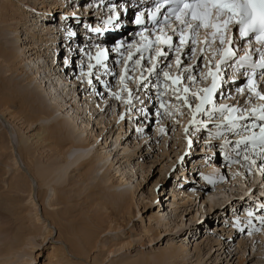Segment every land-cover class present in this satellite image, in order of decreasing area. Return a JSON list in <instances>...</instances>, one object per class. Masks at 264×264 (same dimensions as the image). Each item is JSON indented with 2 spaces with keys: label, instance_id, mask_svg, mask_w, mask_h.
<instances>
[{
  "label": "rangeland",
  "instance_id": "obj_1",
  "mask_svg": "<svg viewBox=\"0 0 264 264\" xmlns=\"http://www.w3.org/2000/svg\"><path fill=\"white\" fill-rule=\"evenodd\" d=\"M2 1L12 4L17 12L3 16L0 10L3 16H0V47L16 50L25 48L27 41L44 42L38 32L28 40L26 29L32 23L35 25L36 19L44 25L50 24L58 33L52 32V38L57 36L56 43L47 46L53 49H45L50 56L39 60L41 67L47 65L46 74L43 69L39 74L31 72L25 66L27 61L7 68L0 59L4 78L11 84L29 86V90L34 89L42 96L35 103L37 114H41L37 121L7 116L0 127V146L6 147L0 150V264H264V228L261 227L264 221L260 226L253 224L254 200L250 199L264 191V151L259 144L256 148L249 146L247 140L258 131L224 133L210 142L209 132L215 125L210 122L195 129V134L194 129L189 130L190 137H186L183 119L188 116L187 110L185 106L182 110V101L176 99L173 91L159 88L167 81L163 69L158 70L159 78L145 75L144 70L151 62L146 63V57L140 65H147L142 71L147 80L141 82L142 72L133 73L129 66L122 82L126 60L120 69L112 66L116 65L114 60L105 63L103 59V65L96 64L99 49L89 48L86 56L80 55L84 52L81 50L76 53L68 47L60 49L58 39L73 30L68 23L95 20L91 13L83 12L82 5L90 3L88 0L79 1L77 16L64 19L63 26L58 25L59 14L69 13V7L78 2L57 0L50 8L52 0L37 6L43 0H0V4ZM21 9L28 16H21L18 13ZM128 24L131 26V21ZM189 53V57L181 58L177 70L194 71L199 65L201 70L194 74L200 77L207 64L205 54L197 52V48ZM196 56V61L189 65ZM171 62L176 68L175 62ZM89 64L95 65L91 76L85 75ZM169 68L170 73L174 72ZM58 73L64 76L67 85L65 92L59 93H65L61 94L63 97L70 95L66 96L63 108H55L54 115L47 117L42 112L48 110L41 106L49 109L54 106L46 96L50 82L42 79L50 74L59 87ZM189 87L190 97L197 86ZM127 98H132L130 103ZM61 123H65L70 133L60 130L61 144L53 148L44 141V136L50 127ZM74 145L89 146L73 148ZM222 145L231 150L230 163H223L217 152ZM21 149L33 158L32 166L23 156L27 152ZM104 157L108 159L101 163ZM71 158L75 161L72 160L70 169H56L57 164ZM105 175L109 178L106 183L102 180ZM30 186L34 188L31 194L27 190ZM54 188L65 190V203L56 202ZM192 190L199 191L191 198ZM126 192L130 196V211L106 217L110 211L100 209L99 203L109 200L112 208L118 205L119 194ZM91 195H99L103 200H90ZM46 204H52L57 211H67L64 213L70 219L67 222L77 226L80 237L90 229L88 223H91L99 231L98 237L91 240L96 247L85 255H72L68 244L58 240V227L51 226L45 218ZM94 215L99 217V225H93Z\"/></svg>",
  "mask_w": 264,
  "mask_h": 264
},
{
  "label": "bare ground",
  "instance_id": "obj_2",
  "mask_svg": "<svg viewBox=\"0 0 264 264\" xmlns=\"http://www.w3.org/2000/svg\"><path fill=\"white\" fill-rule=\"evenodd\" d=\"M57 0H52V3H51V6H49L50 8L52 7V5L53 4H55V2H56ZM62 1V0H61ZM95 1H97V0H95ZM40 3L42 4V5H45V0H43V1H41V2H39V3H37L36 4V6L37 5H40ZM89 4V3H88ZM88 4H86V5H88ZM1 6H0V10H2L1 12V14L4 16V14L6 13V14H8V15H10V14H12L13 12H17V9H15L14 7H13V5L12 4H5L3 1H2V3L0 4ZM85 6V5H84ZM83 8V7H82ZM82 10V9H81ZM84 11L83 12H85V8L83 9ZM18 13L21 15V16H24V17H26V16H28V12L27 11H24V10H19L18 11ZM135 13V12H134ZM134 13H133V16H134ZM89 15H90V13H88ZM93 17H94V19H96V14H91ZM1 16V15H0ZM3 16H1V17H3ZM11 16V15H10ZM81 16V15H80ZM13 17V16H12ZM17 17V16H16ZM23 17V18H24ZM104 17H107L106 15L104 16ZM83 18V17H82ZM88 18H92L91 16L90 17H88ZM79 19H81V18H79ZM12 20V19H11ZM48 20V19H47ZM9 22V21H8ZM40 20H37L36 19V23H35V25H33L34 23H32V25H30L31 27H28L27 29H26V31H27V37H28V40H32L36 35L34 34L35 32H38L39 34L38 35H40V40L41 41H44V42H40V41H38V42H34L35 44H30L29 42L30 41H27L26 42V44H27V46L24 48L23 46V49H22V47H19V48H17L16 50H14L13 48L12 49H4L3 47H0V59H2V62L1 63H6V65H7V68H12L13 66H18V64L19 65H21V63H23V62H26V67H29V70H31V72H33L34 74L35 73H37V74H39L40 73V71H41V69H43V73L44 74H46L48 71L47 70H49L48 69V67H47V65L46 66H40V61H42V59H43V57L44 56H46V57H48V56H50V53H49V50L46 52V48H52L53 49V47H47L49 44H50V42L51 43H56V40H57V36H56V38L54 39V38H52V32L53 33H58V31L57 30H55V28L54 27H52L50 24H45L44 25V23H42V22H40ZM84 23H85V20H82L81 22H79V21H73L72 22V24L71 25H73V26H75V25H79V29L81 30V32H78V34L79 35H81L82 36V34L83 33H86V34H88L87 32H88V28H87V25H84ZM90 22H88V24H89ZM128 23V22H127ZM37 24V25H36ZM63 24H66V22L65 21H63ZM130 24V23H129ZM129 24H128V26H129ZM61 26H63L62 25V22H61ZM40 27V28H39ZM129 27H134V25H133V22L131 21V26H129ZM62 30V29H61ZM51 31V32H50ZM41 32H43V33H41ZM63 33H65V30L63 31ZM76 32H74V29L69 33L70 35L71 34H75ZM66 34V33H65ZM30 35H31V37H30ZM65 36V35H64ZM64 36L63 37H60L59 39H58V47L61 49H65V48H69V50L71 49L72 50V52H78L79 50H80V42H81V37L79 38V40H77V38H71V39H65L64 38ZM38 37V36H37ZM27 40V39H26ZM34 41V40H33ZM24 42V41H23ZM93 43V42H92ZM91 43V44H92ZM64 44L66 45V46H64ZM88 44V43H87ZM53 45V44H52ZM86 46V45H85ZM126 46H128V45H126ZM5 47V46H4ZM219 46H217V45H213V46H211V45H207L205 48H204V50H203V53L205 54V58L207 59V63H208V61H213L214 59L212 58V53L213 52H215L216 50H217V48H218ZM67 48V49H68ZM86 48V47H85ZM201 48H202V46H198L197 47V52L198 51H200L201 52ZM66 49V50H67ZM76 49V50H75ZM32 51V52H31ZM34 51V52H33ZM81 51H83V50H81ZM31 52V53H30ZM52 52V51H51ZM70 52V51H69ZM73 54V53H72ZM33 55H35V58H31V56H33ZM184 57H186V55H183L182 56V59L184 58ZM188 57H189V55H188ZM165 58V57H164ZM196 58H197V56L195 57V58H193L190 62H189V65L190 64H192L193 62H195L196 61ZM40 60V61H39ZM165 61V59L164 60H160V62H159V64H161L162 62H164ZM177 60H174V62H175V64H176V68H175V65H174V63L173 62H171L170 63V65L172 66V70L175 72V71H177V62H176ZM185 59H184V63H185ZM200 61V60H199ZM44 63V62H43ZM151 63H152V61L150 62V67H151ZM182 64V63H181ZM5 65V66H6ZM46 67V68H45ZM50 68V67H49ZM18 69V68H17ZM200 68H199V65L197 66V67H194V71H185L184 69H182V70H178V71H180V72H182V73H180V74H183V76H184V78H186V77H188L189 75H191V76H195L196 77V80H195V82H193V81H191V80H189V79H187V86L189 87L191 84H194V85H196L197 86V88L195 89L196 91L197 90H199V89H202V87L205 85V84H207V78H205L206 77V75H207V64H205V70L204 71H201V73L203 74H201V76L199 77H197V75L196 74H194V72L196 71V70H199ZM28 70V71H29ZM36 70V71H35ZM168 70H170V68H168ZM201 70V69H200ZM5 71V70H4ZM3 68H1V66H0V127H2V125H3V123H5V118L7 117V116H11V118H13V116H14V118H20V119H26V122L28 121V122H35V121H37L38 120V118L40 117V115L41 114H37V112L39 111V110H36L35 109V103H36V101L37 100H41V94L40 93H38L37 91H35L34 89L33 90H29L28 89V87H25V86H22V83H19V84H15V83H13V84H11L12 82H10V80H8L7 78H4V75H3ZM186 73V74H185ZM52 74V73H51ZM148 75V73H146L145 72V75ZM171 74V73H170ZM57 76H58V81H57V83L59 84V87L57 86V85H55L54 84V82L52 81L53 79H51V78H53V77H51L52 75H45V78L44 79H42L43 81L42 82H45L46 83V81L45 80H48V82H50V86H48L49 87V91L47 92V95H46V93H45V95L46 96H48L49 97V99H50V101L53 103L52 105L54 106L53 107V109L52 108H43L42 106H41V109H43V110H45V111H47V112H42V114H45L47 117H51L52 115H54V112H55V108L56 109H60V108H63L64 107V105H65V103H67V98H66V96H68V95H70V94H68L67 92V95H65L64 97L63 96H61V94L63 95V94H65V93H59V92H61V90L63 91L64 90V92H65V90L67 89V85L65 84L66 83V81L64 80V76L63 75H59V73L58 74H56ZM33 76V75H32ZM55 76V75H54ZM148 77H150V75H148ZM41 78V77H40ZM60 78V79H59ZM141 79V82H142V80H143V77H140L139 78V80ZM41 82V83H42ZM167 82V81H166ZM196 82H198V83H196ZM56 83V84H57ZM160 83H161V81H160ZM164 82H162V84H163ZM43 84V83H42ZM46 85V84H45ZM64 85H65V89L63 88L64 87ZM170 87V86H169ZM171 89V88H170ZM189 89H190V87H189ZM143 91V90H142ZM198 93H199V95H200V92L199 91H197ZM57 93H59L60 95L57 97ZM140 93V92H139ZM185 95H187L188 96V93H186ZM128 96V95H127ZM239 97V96H238ZM238 97H237V100H238ZM251 98H253V96L251 97L250 95H245V97H243L242 98V100L243 101H241V103L240 104H242L243 102L244 103H247V100H250V102H251ZM60 99H61V102H60ZM129 100H130V98H129ZM128 100V98H127V101L130 103V101L132 100V98H131V100L129 101ZM133 102V101H132ZM64 104V105H63ZM92 104V103H91ZM91 104H88V106H90L91 107ZM98 104H100V103H98ZM20 105V109L19 110H17V108H18V106ZM87 107V106H86ZM98 107V106H97ZM100 107V106H99ZM102 107V106H101ZM35 109V110H34ZM47 109V110H46ZM58 109V110H59ZM89 109V108H88ZM81 110V109H80ZM96 110V109H95ZM100 110V109H99ZM57 111V110H56ZM73 111V110H72ZM78 112V111H77ZM93 112V111H92ZM82 113V112H81ZM118 118V117H117ZM7 119V118H6ZM74 119H75V121L78 123V121H79V117L78 116H76V117H74ZM16 120V119H15ZM14 120V121H15ZM112 121L111 122H116L117 121V119H111ZM74 121V120H73ZM250 124V123H249ZM86 126L85 127H89V124H85ZM78 126V125H77ZM80 126V125H79ZM185 127V124H183V128ZM72 128V127H71ZM80 129V128H79ZM195 129H197V127L196 128H194V130ZM60 130H65V132H69V128L68 127H66L65 126V123H61V124H59V125H56V126H52V127H50L48 130H47V132H46V135L44 136V141L45 142H48L49 144H51L52 145V147L53 148H57L60 144H61V142H60V140H59V135H60V133H59V131ZM194 130H193V132H194ZM87 131V130H86ZM196 131L197 130H195V132L193 133V134H195L196 133ZM9 133H10V131H9ZM70 133V132H69ZM120 134V133H119ZM192 135V134H191ZM186 137H190V134H189V132H188V134L186 135ZM75 140H76V138H75ZM117 142V141H116ZM188 142V141H187ZM89 145H74L73 146V148H84V147H88ZM6 147L5 146H0V150H3V149H5ZM72 148V149H73ZM6 150V149H5ZM23 151H25V153L27 152V155L26 154H23V156L25 157V159H26V161L28 162V165H33L34 164V160H33V158H31V156H30V154L28 153V151H26V150H24V149H21V152H23ZM77 156V155H76ZM75 156V157H76ZM22 156H21V158H20V160L22 161ZM77 157H76V161H77ZM100 159V158H99ZM106 159H108V157H104V158H102L101 160H100V162L102 163H104L105 162V160ZM16 159H14V161H15ZM72 160H74V159H72L71 158V160H67V161H64V162H66L65 164H64V162L63 163H59V164H57L56 165V169L58 170V169H61V168H64V167H67L66 168V170H68V169H70V167L73 165V163H72ZM74 160V161H75ZM79 160V159H78ZM20 161V162H21ZM73 161V162H74ZM100 163V164H101ZM106 163V162H105ZM16 166L18 165V163L17 164H15ZM27 165V167H29ZM221 165V164H220ZM18 168H19V166H18ZM217 168V167H216ZM31 170H32V168H31ZM49 170V169H48ZM101 170V169H100ZM29 171V170H28ZM30 172V171H29ZM33 172V171H32ZM143 173V172H142ZM7 174V173H6ZM105 174V173H104ZM65 178V177H64ZM102 180H104V182L106 183V182H108L109 181V178L107 179V177H106V175L104 176V178L102 179ZM27 186H29V182H28V184H27ZM30 189H27L28 191H29V193L31 194L33 191H34V188L32 187V186H30L29 187ZM57 189V190H56ZM54 188V195L56 196V198H57V200H56V202L58 203V204H63V203H65V196L63 195V192L65 191L64 189H60V188ZM195 190V189H194ZM197 191H199V190H197ZM197 191L195 192V191H193L192 190V192H191V194H190V196H191V198L192 197H194V196H196L197 195ZM264 193V192H263ZM29 194V195H30ZM181 195V194H180ZM45 199V198H44ZM89 199L90 200H100L101 199V197L98 195V196H95V195H91L90 197H89ZM116 199V198H115ZM101 200H103V199H101ZM120 200V201H119ZM29 201H31V199L29 200ZM34 200H32V202H33ZM117 201V200H116ZM118 201H119V203H118V205H112V208H110V204H112L109 200H107V201H104V202H101V203H99V206H100V209H102V208H104V210H107L106 212H108V211H110L109 213H107V215H105L106 217L107 216H112V215H116L117 213L118 214H126L127 213V211L129 212L130 211V209H131V204H130V196L127 194V192L126 193H121V194H119V199H118ZM43 202L44 203H46L45 202V200H43ZM99 202V201H98ZM113 202V201H112ZM116 204H117V202H116ZM37 205V204H36ZM47 205V207L45 208V213H44V216H45V218L47 219V221H49V224L52 226H54V227H58V230L60 231L59 233H60V236H59V239L58 240H62V241H64L65 243H67L68 244V247L70 248V251L72 252L71 254L72 255H74V253H77V254H81V255H85V254H87V252L89 251V250H92V248H94V247H96V245L91 241L92 240V238H95V237H98V235H99V231H97V230H94V227H92V225H91V223H88V226L90 227V229L89 230H87L85 233H83L82 234V236L80 237L79 235H78V233H80V232H78V230H77V226L74 224V223H71V221L70 222H67V219H68V221L70 220L69 218H67L66 217V215H64V213H66L67 211H65V212H61L59 209V211H57V209H55V206H53L52 204H46ZM35 205H33V207H34ZM110 208V209H109ZM56 210V211H55ZM68 210V209H67ZM70 211H72V209L70 210ZM69 211V212H70ZM72 214V213H71ZM97 214V213H96ZM38 217V216H37ZM90 217H88V219H89ZM92 222H93V225H97L98 223H99V217H97L96 215H94V216H92ZM37 221L38 222H40V218H38L37 219ZM131 220H129L128 221V223L130 222ZM42 225V224H41ZM43 225H44V223H43ZM99 225V224H98ZM46 226V225H45ZM97 227H99V226H97ZM48 228V227H47ZM262 228H264L263 226H262ZM49 232H51L50 230H49ZM82 232V231H81ZM248 239V238H247ZM69 251V250H68ZM75 256V255H74ZM80 257V256H79ZM83 258V257H82Z\"/></svg>",
  "mask_w": 264,
  "mask_h": 264
},
{
  "label": "snow or ice",
  "instance_id": "obj_3",
  "mask_svg": "<svg viewBox=\"0 0 264 264\" xmlns=\"http://www.w3.org/2000/svg\"><path fill=\"white\" fill-rule=\"evenodd\" d=\"M167 3H175L176 8L173 9V11L176 14V19L180 21L182 25H186V27L193 32H196L197 29L200 27H209V23L213 17L219 18L222 16H227L228 19L224 21V25L226 26L228 23L233 21L235 19V22L239 25H241L240 32L242 36H247L249 32H261L264 33V0H194L193 3H188V0H166ZM159 5L157 7V11H159ZM191 12L189 13V11ZM191 15V20H186L184 17ZM155 18V15L154 17ZM138 24L141 23V20L138 18L136 21ZM195 22V23H194ZM212 27L216 29V32H222L223 29L221 28L220 24H211ZM94 31H100V29H94ZM216 33H213L215 35ZM259 38V37H258ZM144 44L142 46L137 47V51H141V49L148 51L152 50L154 47L155 55H150L148 57V60L152 61L151 67H148L144 71L148 73V75H156L157 78H159V57L167 56V53L162 50L160 47L161 44L168 45L169 47H172V37L168 36L167 34H159L156 36V39L154 41L149 40L148 37H143ZM188 42V36L186 35L185 31L181 29L180 32V47H176L175 51L177 53V64H180V52L181 47H184L187 45ZM224 42L223 36H221V43ZM195 43V41H193ZM131 47V46H129ZM234 53L231 51V49H225L224 50V57L217 63L216 68L219 70L220 65L225 63L228 58H230ZM104 50H100L97 53V56L95 57L96 64H102L103 59H105ZM132 58V54L129 53L128 59ZM92 59V57H90ZM144 57L141 56L140 59L136 60L135 63L137 65H140L141 60H143ZM247 59V56L241 57V61H244ZM262 64L261 66L264 67V55L261 56ZM95 67V65L89 64V72L85 75L91 76L92 72L91 69ZM187 71V69H185ZM124 75L121 76V81L123 82L128 73V68L125 66L123 69ZM144 80H147V76L143 75V72L141 73ZM203 75V74H202ZM208 75L212 77V85L208 88H202L198 91L200 93H205V95H200L199 100L200 103L196 104V111L197 112H203L204 105L212 103V93L216 90L218 87V78L214 72L209 70ZM163 77L165 80H171L172 85H177L181 83V80L184 79L182 76H175L173 77L169 71L163 72ZM207 78V77H205ZM186 79H189L193 82H195L196 77L189 75L186 77ZM90 84L92 83L91 80L88 81ZM125 87L127 85L125 84ZM173 94L176 95L177 100H182L184 103H189L190 99H196L198 97L197 91H192L191 96H181L179 93L182 91L183 93H189L190 89L187 85H185L182 89L173 87L172 88ZM163 94V93H162ZM113 95H116V93H113ZM163 102L161 104V107H163ZM189 106H191L189 104ZM227 108L226 105H219V107L213 108V111H220L223 113L224 109ZM229 112L235 111V109H228ZM226 119L234 120L235 117H228ZM260 119L264 120V111H262ZM194 123L196 121H193ZM200 123H203L202 121ZM232 128L238 127V125L232 123ZM261 135H262V142H264V128H261ZM244 141H240V143H243Z\"/></svg>",
  "mask_w": 264,
  "mask_h": 264
}]
</instances>
